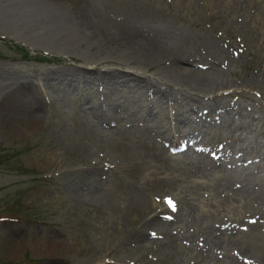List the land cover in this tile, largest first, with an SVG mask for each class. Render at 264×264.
Returning <instances> with one entry per match:
<instances>
[{
    "label": "rangeland",
    "instance_id": "rangeland-1",
    "mask_svg": "<svg viewBox=\"0 0 264 264\" xmlns=\"http://www.w3.org/2000/svg\"><path fill=\"white\" fill-rule=\"evenodd\" d=\"M79 1L0 0V264H264L250 250L264 243V34L243 49L241 33L228 34L241 15L224 10L227 0H85L99 12L95 25L110 30L103 35L75 18ZM263 6L255 0L246 8L258 11L264 25ZM127 24L153 30L164 41L160 54L126 44L118 32ZM86 116L103 123L89 127ZM153 117L171 132L166 141L177 142L164 147L166 159L148 147V162L141 151L110 155L106 134L92 131L110 136L118 120L129 121L148 140L154 130L145 119ZM76 139L91 145L89 155L80 153ZM179 147L191 153L197 174L189 159L182 168L170 161ZM97 152L102 156L94 161ZM212 152L234 153L236 168L224 167L221 178L201 176ZM131 182L152 203H163L154 211L159 220L153 229L127 222ZM213 222L231 225L227 235L209 228Z\"/></svg>",
    "mask_w": 264,
    "mask_h": 264
},
{
    "label": "bare ground",
    "instance_id": "bare-ground-1",
    "mask_svg": "<svg viewBox=\"0 0 264 264\" xmlns=\"http://www.w3.org/2000/svg\"><path fill=\"white\" fill-rule=\"evenodd\" d=\"M89 1H91V0H88V2ZM263 1V0H262ZM85 3V0H80L79 2H78V4L75 6V8L73 9V8H70L71 10L73 9L74 10V15H76V17L75 18H77V19H80V21L81 22H84V23H86V25H89L90 27L92 26V27H95L94 29H96V30H98L99 32H102V30L101 29H99L96 25H95V22H97L96 20H98V19H96L97 17H98V15H99V12H97V11H95V10H92V9H90V6H88V4L89 3ZM93 2V1H92ZM133 2V1H132ZM234 2H237V5L236 6H233V3ZM253 2H255V0H227V5L224 7V10L226 11V10H228V11H230L231 12V14L232 15H234V13H240V15H241V17H240V19L238 20L237 19V22H238V25H237V28H236V30L235 29H233L232 31L230 30L229 32H228V34L230 33L231 34V32L232 33H235V31H236V34H238V32H240L241 33V35L243 36L242 37V42L244 41V48L243 49H249L248 48V46L250 45V43L252 42V39L255 37V35L258 33V32H262V34H264V25L262 24L263 23V19H262V15L260 14L259 15V13H258V11L257 12H255L254 13V15H252V13H251V11L250 10H248L247 8H246V6H251V4H253ZM242 3H244V5H241V8H240V4H242ZM73 4V3H72ZM93 3H90V5H92ZM96 4V3H95ZM95 4H94V7H95ZM133 5V4H132ZM135 5V4H134ZM137 5H139V4H137ZM72 6H74V4L72 5ZM71 6V7H72ZM98 5H96V7H97ZM229 6H230V9H229ZM91 7H93V6H91ZM93 7V8H94ZM137 8H138V6H136ZM252 7H253V5H252ZM264 7V6H263ZM105 8V7H104ZM255 8V7H254ZM261 8V7H260ZM96 9H98V8H96ZM132 9V8H131ZM147 9V8H146ZM257 9H258V7H257ZM71 10H69L70 11V16H71V12L73 11H71ZM99 10H100V8H99ZM108 10V9H107ZM137 10V9H136ZM142 10V9H141ZM101 11V10H100ZM110 11V10H109ZM112 11V10H111ZM144 11V10H143ZM146 11V10H145ZM256 11V10H255ZM102 12V11H101ZM104 12H105V10H104ZM135 12V11H134ZM263 12V11H262ZM109 13H111V12H109ZM122 13V12H121ZM139 13V12H138ZM143 13V12H142ZM112 14H114V13H112ZM127 14V13H126ZM125 14V15H126ZM141 14V13H140ZM139 14V15H140ZM102 15V14H101ZM125 15H123V16H125ZM131 15V14H130ZM133 15V14H132ZM132 15H131V17H132ZM135 16H136V14H134ZM133 15V16H134ZM147 15V14H146ZM72 16H73V13H72ZM102 16H104V15H102ZM106 16H107V14H106ZM110 16V15H109ZM111 16H115V15H111ZM122 16V17H123ZM143 16V15H142ZM130 17V18H131ZM117 18V17H116ZM72 19V18H71ZM107 19V18H106ZM125 19V18H124ZM75 20V19H74ZM73 20V21H74ZM103 20V19H102ZM114 20V19H113ZM120 20V19H119ZM103 22V21H102ZM101 22V23H102ZM111 22H112V20H111ZM75 24H76V21L74 22ZM99 23V22H98ZM104 23V22H103ZM106 23V22H105ZM128 23V22H127ZM126 24V23H125ZM83 26H85V25H83ZM110 26V25H109ZM120 26H122V25H120ZM102 27V26H101ZM114 27V26H113ZM83 28V27H82ZM118 28V27H117ZM122 29H120V30H122V31H119L118 33H119V35H120V38L121 39H123V40H125L126 41V44L127 43H129L133 48L134 47H138V48H141V49H143V53L144 52H146L147 54H151V55H157L158 53L160 54V51H162V49H163V44H162V41L157 37V34L155 33V32H153V30H151V29H147V28H143V27H138V26H134V25H132V24H127V25H125V26H123V27H121ZM84 29V28H83ZM87 28H85V30H86ZM91 29H93V28H91ZM87 30H89V29H87ZM106 30V29H105ZM90 31V30H89ZM117 31V30H116ZM110 32V30H107V32H102L101 34H103V33H106V35H107V33H109ZM90 33V32H89ZM95 33V32H94ZM117 33V34H118ZM227 34V35H228ZM104 35V34H103ZM112 35H114V34H112ZM116 35V34H115ZM99 37V36H98ZM107 37V36H106ZM111 39H113V38H111ZM117 39V38H116ZM164 39V38H163ZM122 40V41H123ZM107 41V40H106ZM118 41V40H117ZM120 42V41H119ZM164 42V41H163ZM121 44H123V43H121ZM131 46H129V47H131ZM168 46V45H167ZM165 47H166V45H165ZM140 51V50H139ZM159 56V55H158ZM162 56V55H161ZM150 57V56H149ZM162 59V58H161ZM187 60V59H186ZM190 64V63H189ZM62 70V69H61ZM48 71V70H47ZM79 71V70H78ZM49 72H51V71H49ZM17 73V72H16ZM21 73V72H20ZM32 73V72H31ZM77 73V72H76ZM37 74V73H36ZM41 74V73H40ZM39 74V75H40ZM54 74V73H53ZM79 74V73H78ZM99 74V73H98ZM12 75V74H11ZM30 75V74H29ZM109 75V74H108ZM122 75V74H121ZM10 76V75H9ZM24 76V75H23ZM22 76V77H23ZM48 76V75H47ZM88 76V75H87ZM98 76V75H97ZM115 76V75H114ZM15 77H17V76H15ZM60 77V76H59ZM93 77H94V75H93ZM100 77V76H99ZM12 78H13V76H12ZM116 78V77H115ZM10 79V78H9ZM97 79V78H96ZM116 79H118V80H121V81H127L128 80V78L127 77H117ZM15 80V79H14ZM107 80V79H106ZM105 80V81H106ZM72 81V80H71ZM120 81V82H121ZM12 82H14V81H12ZM79 82V81H78ZM96 82H97V80H96ZM9 83H10V81H9ZM104 83V82H103ZM130 83V82H129ZM146 83V82H145ZM144 83V84H145ZM12 84V83H11ZM14 84V83H13ZM16 84V83H15ZM42 84V83H41ZM87 84V83H86ZM134 84V83H133ZM19 85V84H18ZM82 85V84H81ZM95 85V84H94ZM141 85V84H140ZM152 85V84H151ZM54 86V85H53ZM103 86V85H102ZM109 86V85H108ZM132 86V85H131ZM16 87V86H15ZM75 87V86H74ZM92 87V86H91ZM109 87H111V86H109ZM117 87V86H116ZM12 88V87H11ZM10 88V89H11ZM104 88V87H103ZM105 88H107V87H105ZM120 88V87H119ZM9 89V88H8ZM113 89V88H112ZM117 89V88H116ZM136 89V88H135ZM165 89V88H164ZM15 90V89H14ZM147 90V89H146ZM91 91V90H90ZM140 91V90H139ZM9 92V91H8ZM11 92V91H10ZM167 92V91H166ZM7 94H9V93H7ZM6 94V95H7ZM13 94V93H12ZM17 94V93H16ZM20 94H21V92H20ZM143 94V93H142ZM163 94V93H162ZM23 95V94H22ZM164 95V94H163ZM8 96V95H7ZM12 96V95H11ZM10 96V97H11ZM18 96V95H17ZM110 96V95H109ZM26 97V96H25ZM149 97V96H148ZM158 97V96H157ZM12 98V97H11ZM165 98H166V95H165ZM8 99H9V96H8ZM12 100V99H11ZM178 100V99H177ZM9 101H10V99H9ZM34 101V100H33ZM93 101V100H92ZM115 101V100H114ZM121 101V100H120ZM199 101V100H198ZM197 101V102H198ZM12 102H13V100H12ZM31 102V101H30ZM40 102V101H39ZM108 102V101H107ZM110 102V101H109ZM186 102V101H185ZM10 103H11V101H10ZM14 103V102H13ZM23 103H25L24 101H23ZM95 103V102H94ZM121 103V102H120ZM189 103H190V101H189ZM91 104V103H90ZM106 104V103H105ZM150 104V103H149ZM164 104V103H163ZM195 104H196V102H195ZM203 104V103H202ZM201 104V105H202ZM194 105V104H193ZM192 105V106H193ZM24 106V105H23ZM36 106V105H35ZM92 106V105H91ZM113 106H114V104H113ZM122 106V105H121ZM127 106V105H126ZM198 106V105H197ZM17 107H19L18 105H17ZM98 107V106H97ZM147 107V106H146ZM202 107V106H201ZM128 108V107H127ZM193 108V107H192ZM195 108V107H194ZM200 108V107H199ZM210 108V107H209ZM31 109H33V108H31ZM90 109H91V107H90ZM108 109V108H107ZM116 109V108H115ZM140 109V108H139ZM144 109H145V107H144ZM164 109V108H163ZM206 109V108H205ZM224 109V108H223ZM18 110H19V112H20V107L18 108ZM94 110V109H93ZM103 110V109H102ZM112 110V109H111ZM110 110V111H111ZM132 110V109H131ZM143 110V109H142ZM151 110V109H150ZM197 110V109H196ZM21 111L23 112V111H25V109L24 108H21ZM86 111V110H85ZM98 111H99V109H98ZM108 112H109V110H107ZM116 111V110H115ZM130 111V110H129ZM133 111V110H132ZM202 111V110H201ZM38 112V111H37ZM83 112V111H82ZM88 112V111H87ZM94 112V111H93ZM97 112V111H96ZM118 112V111H117ZM145 112V111H144ZM152 112V111H151ZM90 113V112H89ZM99 113V112H98ZM136 113V112H135ZM30 114V113H29ZM33 114V113H32ZM92 114V113H91ZM107 114V113H106ZM134 114V113H133ZM31 115V114H30ZM87 115V114H86ZM94 115V114H93ZM103 115V114H102ZM119 115V114H118ZM141 115V114H140ZM160 115V114H159ZM90 116V115H89ZM92 116V115H91ZM100 116V115H99ZM112 116V115H111ZM129 116H131L130 115V113H129ZM137 116V115H136ZM151 116V115H150ZM87 118H88V116H86ZM94 117V116H93ZM104 117V116H103ZM123 117H125V116H123ZM128 117V116H127ZM140 117V116H139ZM170 117V116H169ZM185 117V116H184ZM15 118V117H14ZM85 119V121H86V123H88L87 124V126H89V127H91L92 125H95L94 123H92L93 121L94 122H96V121H98L99 123H103L102 121H103V118L101 119V118H93V121H92V119L91 118H88V119H90V120H88V119ZM119 118V117H118ZM126 118V117H125ZM124 118V119H125ZM137 118V117H136ZM35 119V118H34ZM106 119V118H105ZM145 119V118H144ZM5 120V119H4ZM109 120V119H108ZM127 120V119H126ZM129 120H132L131 118H129ZM159 119H157L156 117H153L152 118V121L151 122H147L146 121V119H145V124H144V126H149V129H151L150 131H152V130H154L153 131V133H151V136L149 135L148 137H149V139L147 140L146 138L143 140L142 138H141V134L145 131L144 129H142V128H139V127H137V128H135V127H133V122H127V121H124V122H121L120 120H118L117 121V124H114V126H115V131H114V134H112V135H108V133L107 132H104V131H99V130H96V129H94L93 128V130L92 131H94V132H97V133H101V134H106L107 136H109V137H106V135L104 136L105 138H107L108 140H105V144L106 145H103V144H101V145H103L104 147L106 146V149H107V151H108V153L110 154V155H113V154H115L116 156H118V155H120V157L121 156H123V157H131V155L133 156V154H135L136 152H139V151H141V154H142V156H144V157H146V161L148 162V159L150 158V156H149V153H148V150H147V147H148V149H151L152 150V152H153V154L156 156V158H160V159H166V157H168L166 154H164V147H171L172 145H174L175 143H177V142H167L166 140H167V136L168 137H171V132L169 131V130H167V129H165V128H163V126L160 124V121H158ZM166 120V119H165ZM7 121V120H6ZM13 121V120H12ZM33 121V120H32ZM31 121V122H32ZM82 121V120H81ZM136 121V120H135ZM21 122H22V120H21ZM25 122H26V120H25ZM30 122V121H29ZM106 122V121H105ZM139 122V121H138ZM82 123V122H81ZM10 124V123H9ZM17 124H19V123H17ZM23 124H24V121H23ZM129 124L131 125V126H129ZM188 124V123H187ZM13 125V124H12ZM11 125V126H12ZM91 125V126H90ZM107 125V124H106ZM135 125V124H134ZM137 125V124H136ZM141 125V124H140ZM165 125V127H166V124H164ZM15 126V125H14ZM21 126V125H20ZM88 127V128H89ZM18 128V127H17ZM83 128H85V127H83ZM110 128V127H109ZM173 128V127H172ZM181 128V127H180ZM148 129V130H149ZM20 130V129H19ZM91 130V129H90ZM111 130H113V129H111ZM176 130V129H175ZM21 131V130H20ZM110 131V130H109ZM63 132V131H62ZM111 132V131H110ZM179 132V131H178ZM197 132V131H196ZM60 133V132H59ZM64 133V132H63ZM93 133V132H92ZM96 133V134H97ZM112 133H113V131H112ZM180 133V132H179ZM96 134H95V136H96ZM60 135V134H59ZM91 135V134H90ZM94 135V134H93ZM98 135V134H97ZM176 135V134H175ZM180 135V134H179ZM201 135V134H200ZM199 135V136H200ZM68 136V135H67ZM101 136V135H100ZM178 136V135H177ZM203 136V135H202ZM92 137V136H91ZM144 137H146V136H144ZM143 137V138H144ZM205 137V136H204ZM99 137H97V139H98ZM174 138V137H173ZM74 138L72 137V139H71V141L73 140ZM90 139V138H89ZM101 138H99V141H101L100 140ZM142 139V140H141ZM183 139V138H182ZM181 139V140H182ZM63 140V139H62ZM65 140V139H64ZM77 140V139H76ZM81 140V139H80ZM180 140V139H179ZM190 139H188L187 141H189ZM70 141V140H69ZM81 141H85V140H81ZM89 142H90V140H88ZM102 141H104V140H102ZM101 141V142H102ZM136 141V142H135ZM171 141V140H170ZM187 141H185V142H187ZM190 141H192V140H190ZM65 142H66V140H65ZM73 142H75L74 140H73ZM86 142H87V140H86ZM64 143V142H63ZM67 143H70V142H68V140H67ZM92 143V142H91ZM98 143V142H97ZM134 143H137L135 146H134ZM183 143H184V141H183ZM182 143V144H183ZM193 143V142H192ZM203 143V142H202ZM65 144V143H64ZM81 152L80 153H82V154H84V155H89V154H87V152H90V150L92 151V148H90L91 147V145H89V147H87L86 145H84V143H82V142H80V141H78L77 140V142L76 143H73ZM87 144V143H86ZM178 144H179V142H178ZM182 144H180L181 146H182ZM60 145V144H59ZM63 145V144H62ZM71 145H72V143H71ZM93 145V144H92ZM193 145V144H192ZM65 146H67V145H65ZM97 146V145H96ZM99 146V145H98ZM175 146V145H174ZM68 147H69V145H68ZM95 147V146H94ZM76 148V149H77ZM97 148V147H96ZM179 148H181V147H179ZM190 148V147H189ZM224 148V147H223ZM70 149V148H69ZM75 149V150H76ZM104 149V148H103ZM102 149V150H103ZM105 149V150H106ZM168 149H170V148H168ZM172 149V148H171ZM170 149V150H171ZM182 150H181V152H180V154H179V152L177 151L176 153H178V154H176V155H178V157L176 158V157H172V156H170L171 158H169V159H171L170 161H172V162H174L175 164L174 165H177V167H180V168H182V167H184V166H187L186 164V159H189V161H187V162H190V164H192V163H194V160H193V158H191L192 157V155H191V153L190 152H188L187 150H185V149H187V148H181ZM191 149V148H190ZM73 150V149H72ZM219 150V149H218ZM101 151V150H100ZM216 151V150H215ZM225 151V150H224ZM76 152V151H75ZM135 152V153H134ZM144 152V153H143ZM150 152V151H149ZM166 152V151H165ZM172 152V151H171ZM102 153V152H101ZM104 153V152H103ZM106 153V152H105ZM140 153V152H139ZM151 153V152H150ZM223 153V152H222ZM77 154H78V152H77ZM107 154V153H106ZM84 155H82V156H84ZM232 155H234V153H232L231 155H229V156H220L219 154H217V153H211V159L210 160H208L207 162H206V164H205V166H206V170H205V168L203 169V170H201L202 172L200 173L201 174V176H205V175H207V174H209V175H211V176H213V177H215V176H218V177H220L221 178V176L222 177H224L225 175H223L224 173H225V169H224V167H231V168H236V163H235V158H231L230 156H232ZM102 156V154H98V152L97 153H95L93 156H91L92 157V159H94V161H97L98 160V157H101ZM104 156V155H103ZM136 156V155H135ZM234 157V156H233ZM112 158V157H111ZM113 158H114V156H113ZM122 158V157H121ZM121 158H120V160H121ZM126 158H124L125 160H126ZM154 158V157H153ZM118 159H119V157H118ZM117 159V160H118ZM123 159V160H124ZM191 159V160H190ZM106 160H108L107 159V157H106ZM117 160H116V162H117ZM138 160V159H137ZM153 160V159H152ZM110 162V161H109ZM115 162V161H114ZM128 162V161H127ZM143 162V161H142ZM156 162V161H155ZM166 162H167V160H166ZM91 163V162H90ZM126 163V162H125ZM130 163V162H129ZM164 163V162H163ZM162 163V164H163ZM168 163V162H167ZM186 163V164H185ZM87 164V163H86ZM112 164V163H111ZM110 164V165H111ZM132 164V163H131ZM142 164V163H141ZM173 164V163H172ZM120 165V164H119ZM164 165V164H163ZM193 165V164H192ZM97 166H99V165H97ZM169 166V165H168ZM173 166V165H172ZM194 167L192 168L193 170H191L192 172L194 171L196 174L199 172V169L198 168H196L195 169V165H193ZM92 167V166H91ZM101 167V166H100ZM141 167V166H140ZM90 168V167H89ZM88 168V169H89ZM132 168V167H131ZM163 168V167H162ZM169 168V167H168ZM168 168H166V169H168ZM173 168H174V166H173ZM112 169V168H111ZM114 169V168H113ZM132 169H134V168H132ZM148 169V168H147ZM151 169V168H150ZM177 169V168H176ZM179 169V168H178ZM126 170V169H125ZM140 170V169H139ZM90 171H91V169H90ZM103 172H104V170H102ZM171 171H173V170H171ZM98 172V171H97ZM109 172V171H108ZM140 172L143 174L144 172L142 171V170H140ZM175 172V171H174ZM91 173V172H90ZM94 173H95V170H94ZM111 173H112V171H111ZM133 173V172H132ZM101 174V173H100ZM104 174V173H103ZM108 174V173H107ZM114 174V173H113ZM129 174V173H128ZM127 174V175H128ZM131 174V173H130ZM115 175V174H114ZM107 176V175H106ZM136 176V175H135ZM137 176H138V174H137ZM87 177V176H86ZM92 177H94V175L92 176ZM91 177V178H92ZM104 177V176H103ZM130 177V176H129ZM217 177V178H218ZM88 178V177H87ZM95 178V177H94ZM99 178H101V176L99 177ZM105 178V177H104ZM110 178V177H109ZM115 178V177H114ZM132 178V177H131ZM137 178V177H136ZM144 178V177H143ZM148 178H150V177H148ZM174 178V177H173ZM173 178H171V179H173ZM86 179V178H85ZM107 179V178H106ZM113 179V176H112V178H111V180ZM116 179V178H115ZM128 179H130V178H128ZM93 180V179H92ZM92 180H90V181H92ZM117 180V179H116ZM126 180V179H125ZM143 180V179H142ZM104 182H105V180H103ZM118 181V180H117ZM170 181V180H169ZM102 181L100 180H98V181H96L95 180V182H94V185L96 184H99V185H101L100 183H101ZM109 182H111V181H107L106 183H109ZM119 182V181H118ZM114 183V182H113ZM167 183V182H166ZM170 183V182H169ZM91 184V183H90ZM121 184V183H120ZM139 184V183H138ZM138 184H136V183H130V187L132 188V190H133V194H132V196H131V198H130V200H129V205H128V207H127V213H125L126 214V216H132V217H130L128 220H127V222L128 223H130L131 221H133V220H135V221H141V222H138V223H141L140 225H142V226H145V224H147L148 226L146 227V228H148V227H151V225H154V226H156L157 225V220H159V218L157 217L158 215H156L155 213L156 212H154V211H157V205H159V206H162V202H161V199L159 200L161 203H156V202H154L153 201V203L149 200L150 198L149 197H146L143 193H139L138 192V190H139V185ZM221 184V183H220ZM219 183L218 184H216V185H220ZM105 185V184H104ZM116 186H118L117 184H115ZM215 185V184H214ZM223 185V184H222ZM86 187V186H85ZM120 187V186H119ZM174 187V186H173ZM222 187V186H221ZM220 187V188H221ZM225 187V186H224ZM223 187V188H224ZM231 187V186H230ZM229 187V188H230ZM240 187V186H239ZM99 189H100V187H98ZM115 188V187H114ZM124 188V187H123ZM167 188V187H166ZM216 188V187H215ZM228 188V187H227ZM226 188V189H227ZM236 188V187H235ZM243 188H244V186H243ZM113 189V188H112ZM126 189V188H125ZM130 189V188H129ZM165 188H163V190H164ZM222 189V188H221ZM238 189V188H237ZM88 190H90V189H88ZM166 190V189H165ZM243 190V189H242ZM241 190V191H242ZM171 191H173V190H171ZM230 191V190H229ZM236 191V190H235ZM81 192H83V190L81 191ZM87 192V191H86ZM98 192H99V190H98ZM98 192H97V195H98ZM117 191H115V193H116ZM247 191H245L244 193H246ZM132 193V192H131ZM90 194H91V192H90ZM230 194V193H229ZM234 194V193H233ZM248 194V193H247ZM89 195V194H88ZM87 195V196H88ZM116 195V194H115ZM131 195V194H130ZM153 195V194H152ZM161 195V194H160ZM171 195V194H170ZM223 195H225V194H223ZM235 196H237L236 194H234ZM233 195V196H234ZM239 195V194H238ZM242 195V194H241ZM204 196V195H203ZM228 196V195H227ZM232 196V195H231ZM246 195H244V197H245ZM253 196H255V195H253ZM98 198H99V196H97ZM108 197V196H107ZM113 197H114V195H113ZM157 197H158V195H157ZM159 197H161V196H159ZM158 197V198H159ZM164 197V196H163ZM163 197H161L162 199H163ZM166 197H167V195H166ZM230 197V196H229ZM86 198V197H85ZM96 198V197H95ZM109 198V197H108ZM165 198V197H164ZM171 198V197H170ZM177 198V197H176ZM226 198V197H225ZM231 198V197H230ZM237 198V197H236ZM249 198V197H248ZM116 199V198H115ZM168 199H169V197H168ZM179 199H181V198H179ZM205 199V198H204ZM207 199L208 198H206L205 199V202H204V204H206V206L208 207V201H207ZM232 199V198H231ZM238 199V198H237ZM240 199V198H239ZM242 199V198H241ZM91 200V199H90ZM104 200V199H103ZM110 200H112V199H110ZM109 200V201H110ZM174 200V199H173ZM249 200V199H248ZM87 201V200H86ZM89 201V200H88ZM176 201H179V200H175V202ZM243 201V200H242ZM90 202V201H89ZM95 202V201H94ZM97 202V201H96ZM116 202V201H115ZM183 202V201H182ZM190 202V201H189ZM239 202H240V200H239ZM98 203V202H97ZM107 203V202H106ZM113 203V202H112ZM174 203V202H173ZM172 203V204H173ZM180 203V202H179ZM212 203V202H211ZM235 203H238V202H236L235 201ZM241 203V202H240ZM243 203V202H242ZM109 204H111V203H109ZM115 204V203H114ZM169 204V203H168ZM174 204H176V203H174ZM190 204V203H189ZM105 206H107L106 204H104ZM125 205H127V204H125ZM193 205V204H192ZM238 205V204H237ZM240 205V204H239ZM112 206V205H111ZM155 206V207H154ZM169 206L171 207V208H173L170 204H169ZM182 206V205H181ZM184 206V205H183ZM190 206V205H189ZM194 206V205H193ZM126 207V206H125ZM192 207V206H191ZM105 208V207H104ZM112 207H110V209H111ZM115 208V207H114ZM122 208H123V206H122ZM162 209H163V207H161ZM193 208H195L196 209V207H193ZM106 209H107V207H106ZM113 209V208H112ZM111 209V210H112ZM116 209V208H115ZM167 209V208H166ZM192 209V208H191ZM195 209H193L194 210V212H195ZM198 209V208H197ZM114 210V209H113ZM125 210H126V208H125ZM158 210H159V208H158ZM169 210H170V208H169ZM175 210H177V207L175 208ZM189 210V209H188ZM257 210V209H256ZM122 211V210H121ZM262 211V210H261ZM115 212H117V209H116V211ZM122 212H124V211H122ZM158 212V211H157ZM163 212H165V205H164V210H163ZM166 212H167V210H166ZM178 212V211H177ZM180 212V211H179ZM182 212V211H181ZM185 212V211H184ZM203 212H205V211H203ZM118 213V212H117ZM120 213V212H119ZM152 213V214H151ZM170 213V212H169ZM174 213H176V212H174ZM183 213V212H182ZM182 213H179V214H182ZM121 214V213H120ZM124 214V213H123ZM124 214V215H125ZM147 214H151V216H147ZM171 214H172V212H171ZM249 215H251V212H250V214ZM248 215V216H249ZM254 215H255V213H254ZM263 215V214H262ZM161 216V215H160ZM176 216V215H175ZM181 216H183V215H181ZM199 216V215H198ZM247 216V215H246ZM247 216V217H248ZM259 215H257V218L259 219L260 217H258ZM112 217H113V215H112ZM120 217V216H119ZM123 217V216H122ZM200 217V216H199ZM253 217V216H252ZM255 217V216H254ZM132 218H133V220H132ZM170 218V217H169ZM177 218H178V216H177ZM256 218V217H255ZM262 218V217H261ZM139 219V220H138ZM245 219H247V218H245ZM249 220V219H248ZM264 220V219H263ZM169 220H167V222H168ZM221 222L223 221V220H220ZM235 221V220H234ZM239 221V220H238ZM247 221V220H246ZM118 222L119 221H117V222H113L114 224L113 225H119L118 224ZM121 222V221H120ZM216 222V221H215ZM224 222V221H223ZM231 222V221H230ZM242 222H244V221H242ZM252 223V222H251ZM264 223V222H263ZM168 224V223H167ZM208 224V223H207ZM219 223H215L214 224V222H213V225L211 224V223H209V228H211V229H213V230H218V231H220V232H222V233H224L225 232V230H226V228H227V226L228 225H225L224 224V226L223 225H218ZM221 224V223H220ZM223 224V223H222ZM232 224H233V222H232ZM238 224V223H237ZM240 224V223H239ZM255 224V223H254ZM127 225V224H126ZM164 225H165V223H164ZM242 225H244V224H242ZM241 225V226H242ZM256 225V224H255ZM261 225V224H260ZM206 225H204V226H202V227H205ZM235 226V225H234ZM237 226V225H236ZM252 226V225H251ZM259 226V225H258ZM135 227V226H134ZM229 227H231V225L230 226H228V229H229ZM239 227H240V225H239ZM244 227V226H243ZM246 227V226H245ZM260 227H262V226H260ZM152 229H153V226L151 227ZM159 228V227H158ZM160 228H161V226H160ZM159 228V229H160ZM167 228H170V227H167ZM206 228H208V226L206 227ZM234 228H236V227H234ZM256 228V227H255ZM255 228H251L252 230L253 229H255ZM258 228V227H257ZM149 229V228H148ZM237 229H239V228H237ZM247 229H248V227H246V231H247ZM132 230V229H131ZM151 230V229H150ZM207 230V229H206ZM208 230H210V229H208ZM243 230L244 229H242V232H243ZM251 230V231H252ZM259 230V229H258ZM261 230V229H260ZM130 231V230H129ZM156 231V230H155ZM202 231V230H201ZM231 231V230H230ZM249 232V233H252V232ZM154 232V231H153ZM161 232V231H160ZM203 232V231H202ZM201 232V233H202ZM217 232V231H216ZM216 232H215V234H216ZM241 232V233H242ZM248 232V231H247ZM246 232V233H247ZM260 232V231H259ZM264 232V231H263ZM226 233V232H225ZM239 233V232H238ZM254 233V232H253ZM139 234V233H138ZM137 234V235H138ZM152 234V233H151ZM151 234H149V235H151ZM154 234V233H153ZM237 234V233H236ZM243 235H244V233H242ZM260 234V233H259ZM258 234V235H259ZM144 235V234H143ZM211 235V234H210ZM221 235V234H220ZM222 235H224V234H222ZM226 235H227V233H226ZM229 235H231V234H229ZM232 235H234V234H232ZM231 235V236H232ZM141 236V235H140ZM237 236H239V234L237 235ZM252 236H254L253 234H252ZM255 236H256V234H255ZM262 236V235H261ZM148 237H150V236H148ZM219 237V236H218ZM151 238V237H150ZM239 238V237H238ZM262 238V237H261ZM143 239V238H142ZM153 239V238H152ZM220 239V238H219ZM223 239H224V236H223ZM225 239H227V238H225ZM250 241H252V239L250 240ZM235 242V241H234ZM256 242V241H255ZM259 242H260V239H259ZM56 243V242H55ZM61 243V242H60ZM261 243V242H260ZM240 244V243H239ZM263 245H264V243H262ZM262 244H256V243H252L251 244V248H250V250H252L253 251V253H254V255L256 254L257 256H260V260H261V262H264V251L262 252V248H261V246L263 247V245ZM204 245V244H203ZM202 245V246H203ZM236 245V244H235ZM249 245H250V243H249ZM199 246V245H198ZM200 246H201V244H200ZM199 246V247H200ZM239 246V245H238ZM237 246V247H238ZM244 246V245H243ZM243 246H241V247H243ZM201 248V247H200ZM205 249H206V247H204ZM244 249H246L245 248V246L243 247ZM243 249V250H244ZM203 250V249H202ZM240 250V249H239ZM248 250V249H247ZM264 250V249H263ZM200 251V250H199ZM204 252V251H203ZM210 252V251H209ZM240 253H241V250L239 251ZM243 252V251H242ZM246 252V251H245ZM170 254V253H169ZM246 253H243V255H245ZM250 255V254H249ZM248 255V256H249ZM254 255H252L251 256V258L250 259H252V258H254ZM245 256H247V255H245ZM104 257V256H103ZM102 257V258H103ZM241 257V256H240ZM105 259V258H104ZM102 260V259H101ZM107 260V259H106ZM238 260V259H237ZM241 260H242V257H241ZM244 260V259H243ZM254 260H255V258H254ZM256 262L258 261L257 259L255 260ZM255 261H253V262H255ZM238 262V261H237ZM246 262V261H245ZM248 262H250V261H248ZM248 262H246V263H248ZM252 262V261H251ZM115 263V262H114ZM243 263V262H242ZM258 263H259V261H258ZM257 263V264H258ZM245 264V263H244ZM251 264V263H250ZM253 264V263H252Z\"/></svg>",
    "mask_w": 264,
    "mask_h": 264
},
{
    "label": "snow or ice",
    "instance_id": "snow-or-ice-1",
    "mask_svg": "<svg viewBox=\"0 0 264 264\" xmlns=\"http://www.w3.org/2000/svg\"><path fill=\"white\" fill-rule=\"evenodd\" d=\"M168 203H169L170 205H172V201H171V200H169Z\"/></svg>",
    "mask_w": 264,
    "mask_h": 264
},
{
    "label": "trees",
    "instance_id": "trees-1",
    "mask_svg": "<svg viewBox=\"0 0 264 264\" xmlns=\"http://www.w3.org/2000/svg\"><path fill=\"white\" fill-rule=\"evenodd\" d=\"M43 58H45V57H43ZM46 59V58H45Z\"/></svg>",
    "mask_w": 264,
    "mask_h": 264
}]
</instances>
